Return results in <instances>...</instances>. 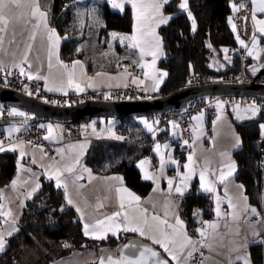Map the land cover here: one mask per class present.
I'll return each instance as SVG.
<instances>
[{
  "label": "crops",
  "instance_id": "crops-1",
  "mask_svg": "<svg viewBox=\"0 0 264 264\" xmlns=\"http://www.w3.org/2000/svg\"><path fill=\"white\" fill-rule=\"evenodd\" d=\"M45 1V3H44ZM100 1H105L109 4L110 8L117 12H122L127 6L130 4H125L123 10L118 8H113L111 0H77L74 4L78 9L81 8L84 10V26L82 28L81 33H77L78 38L80 39V47L79 53L81 56H76L71 60H64L61 56V42L63 41L61 35L56 31L59 39L58 46L52 51L55 53L51 58L52 68L49 70L48 64V45L42 43L40 32H36V38L34 40H30L29 36L31 34V25L27 26L24 29H18V32L22 31V35H17L15 43H10L11 33L4 34L5 39L3 43V51H0V60L3 61V69L4 70H19L18 67H15L14 64H18L23 56V53L28 44H31V50L28 52V62L23 64L22 66L25 69V73H31L33 77L39 75L44 82L45 89L48 93L53 96H63L69 93L74 92H85L90 90H99L103 94H108L111 89L124 87L128 84H140L145 88V98L152 99L159 95V90L163 85L167 73L163 69L159 67V61L163 56V43L162 38L159 34V29L163 25L161 24L156 28V33L160 38L159 41V50L156 51V61L154 67H140L141 63L151 64L152 56H145L143 61L140 59L139 49H132L127 46V41L124 43L120 42L119 37L121 36H131L133 34V30L131 33H124L119 31H110L107 36L103 35V40L109 39V44L113 45L114 53L109 56L111 58L101 57L100 54H91V39L87 36L88 25L90 22L91 14L88 10L89 8L95 9L96 13H98L99 17L101 15L98 12L97 3ZM170 1V0H169ZM120 2V0H117ZM40 7L43 11L47 12V22L50 28H54V25L51 22V11L49 2L47 0H39ZM166 5V4H165ZM164 5V6H165ZM164 6L162 8V13L164 16L168 17L164 12ZM133 11V10H132ZM257 17L264 19V14L257 13ZM134 18V14H133ZM101 19H103L101 17ZM105 24V23H104ZM134 24V23H133ZM105 28V25L102 29ZM116 34V38L114 39L112 34ZM70 35V34H69ZM257 37L261 38L264 35H261L259 32L256 33ZM245 44V43H244ZM253 44V41L252 43ZM107 45V44H106ZM240 46H242L240 44ZM251 45L246 47V57L248 56V49ZM107 47V46H106ZM245 47V46H242ZM261 50V47L259 48ZM155 50V49H154ZM14 53V56L11 55ZM57 56L59 61L62 64L67 65L68 69L71 70L73 68V64L75 61H80L83 65L81 69L80 65L75 66V77L74 84H78L83 91L77 90L76 87H67V73L64 68L61 67V64L57 62ZM248 58V57H247ZM251 62V65L254 62L264 63V54L262 51H256L255 54L248 58ZM31 64V68L28 65ZM127 69V71H125ZM97 73H102L103 75L97 76ZM166 74V75H165ZM24 75V74H23ZM27 77V75H24ZM28 78V77H27ZM89 78H92L91 80ZM35 79V78H33ZM136 81V82H134ZM139 81H143V83H139ZM92 86L89 87L88 85ZM63 85V87H62ZM148 88V89H147ZM49 89H53L49 91ZM61 89V90H56ZM155 89V90H153ZM66 93V94H65ZM106 100V99H102ZM2 104V103H0ZM222 104V103H221ZM217 107V106H216ZM234 108V107H233ZM229 106L225 105V109L217 107V114L215 118L211 121L205 115L195 116L194 122L192 125V137L187 144H185V140H182L181 133L177 136L171 135V130L169 127V122L163 126V128L154 132L156 134L159 131H165V136L169 137L166 141H156L152 145V155H148L142 159H140L136 166L139 169L142 178L144 179L145 173L152 175L158 178V190L153 191V189L157 188V183L154 180H146L153 183L152 191L144 197H141L134 191H132L125 182L124 177L121 174L111 173V174H100L94 171L89 165L86 164V156L87 153L92 146L94 141H101L106 139H115L122 140L124 139V135L118 132V121L104 120L105 122L98 120L96 122H86L80 124L70 123V125H66L65 123H57L52 121H42V126L45 129V137H49V139H45L52 147L55 152L54 156H51L50 153L43 145L34 146L23 140L16 141L14 145L16 146V151H8L14 152L18 156L17 163V173L13 180H17L16 189L12 188V181L9 184L2 185L0 182V190H2L4 199L0 200V203L5 205V208H10L12 210L13 216L8 218V222L4 223V218L0 217V233H3L5 239L4 250L0 251L2 254L7 246L8 240L11 236H13L19 230V223L23 213V210L27 204V202L32 199L35 194L40 191L42 179H49L51 172L47 170V166L53 163V160L59 161L61 160V154L57 151L58 149H64L65 156H76L79 153H82L80 156V165H77L76 173L81 175L83 178L76 182L78 185H83L77 191V187L73 186L71 183V177H69L68 181V193L73 199V204H69L71 207L77 209L79 208L81 211L78 212L80 220L84 226L85 223L92 224L95 223L97 219H104L106 215H111L112 212L119 210L118 200L115 191H109V188L115 189L116 187L123 186L127 188L130 192L134 193L136 196L140 197V205L141 207L147 208L150 213L159 214L163 216L164 213V204L165 201L169 202L170 205L175 206L176 214L179 215L180 219L184 221L185 228L187 230L188 235L193 240L199 239V234L193 236L188 231V227L185 219L181 216V200L182 198L188 194L193 187L196 189H200V180H199V171L200 168L204 166V161L210 160L212 163L210 165V169H215L220 167V162L222 157L221 153H228V158L231 161H234L233 154L234 152L241 146V138L236 130L235 123L231 116L229 115ZM21 110V109H20ZM21 112H25L21 110ZM26 113V112H25ZM28 114V113H27ZM25 114L23 116L17 115L16 118L11 120V122L0 125V134H5L6 136H18L33 126V122H26L31 115ZM198 117L199 119H196ZM219 117V118H218ZM1 121V120H0ZM92 121V120H91ZM145 128L146 120H138ZM151 122L152 130H155L153 124L157 122L155 119ZM52 127L51 134L48 131V126ZM81 126L83 135L81 138L68 141V131L70 128ZM13 127L18 128L19 131L9 132ZM148 129V128H147ZM181 131V128H180ZM119 136V137H118ZM237 139L239 140V146L237 147ZM170 143V146H167V143ZM84 144L86 147L84 149H80L79 147L71 148L72 145H81ZM23 146L25 150V156L20 157V146ZM157 145H159V151H157ZM182 151L184 154H181ZM190 154H194V160L196 161V174L193 176L192 180L189 182L188 188L185 190L184 195L180 196L175 192V185L179 182V177L177 176V171L180 173H184L186 169L183 165L188 163V156ZM161 157H163L164 161V169L161 172ZM33 159H35L36 163H33ZM226 159V158H225ZM183 160V161H182ZM144 161L145 163L141 164ZM171 161H175L176 163H171ZM20 165H23L25 169H30L31 171H20ZM81 165L84 168L91 170V179L87 172H81ZM236 165V163H235ZM35 174V175H33ZM237 175V166L235 172L231 177H229L228 181V195L234 198L240 196V188L238 186L243 185L239 181L236 180ZM112 177H122V182L115 179H107ZM210 179H214V177L209 176ZM168 179L174 180L173 190L169 193L168 190ZM56 184V180L51 179ZM145 180V179H144ZM27 181V183H25ZM39 183L40 188L36 191L31 198H26L24 193L26 191H31V189L35 186V184ZM63 189V188H62ZM205 195L210 196L211 198V206H212V218L206 220L208 222H216L221 227L218 231L223 235L224 242L227 243L229 239H235V225L233 224L231 217L229 216L227 219L218 218L215 213L216 208V195H219L221 198L224 197V185L219 183L216 184V191L214 193L204 192ZM243 195L247 197L245 192V187L243 185ZM248 198V197H247ZM234 203L241 204L240 200L234 199ZM99 204H102V207H98ZM247 204L251 207L257 209L260 213L261 217L262 211L253 206L249 200L247 199ZM155 205V207H153ZM222 211L231 212V209L228 208L227 203L221 204ZM81 213H83V218H81ZM13 218H15V223H12ZM121 219V218H118ZM257 220V217H251L249 223H254ZM169 222H174L173 216L170 213ZM228 224V228H224V225ZM257 228H260L261 225H256ZM13 228L18 229L14 231L11 236H8L7 233L12 231ZM242 232L248 233L250 229L247 225H243ZM128 235L130 237L129 240L133 238L142 239L150 244L152 242L148 239L140 237L137 233L133 232H123L122 230L117 231L116 235H113L112 232L107 233V238L109 237H119L120 235ZM263 236V235H262ZM261 236V237H262ZM93 239L91 236H87ZM156 248L161 250L163 255L168 259L171 264L174 262L168 256L167 253L163 251L159 245H154ZM250 245V244H249ZM199 247V246H197ZM249 246L245 251L249 255ZM225 251V255H219L216 251H210L208 248L200 247L199 251L193 253V257L183 262V264H193L194 258H199V264H228L227 252ZM203 253V256H201ZM234 255V253H232ZM250 257V255H249ZM251 260V259H250ZM98 261V255L93 250L87 251H76L72 253L70 256L66 258L59 259L58 261L53 262L52 264H89L92 262ZM239 264V262H237ZM252 264V261H251Z\"/></svg>",
  "mask_w": 264,
  "mask_h": 264
},
{
  "label": "trees",
  "instance_id": "trees-1",
  "mask_svg": "<svg viewBox=\"0 0 264 264\" xmlns=\"http://www.w3.org/2000/svg\"><path fill=\"white\" fill-rule=\"evenodd\" d=\"M47 1L51 22L63 39L62 58L71 60L81 56L80 39L75 30L79 23L74 4L77 0ZM180 3L181 0H170L164 6V12L170 19L159 29L163 43L159 67L166 71L167 77L159 95L183 89L191 75L220 76L239 68V59L224 54V49L229 46L242 48L237 39L231 0H188V11L181 10ZM98 12L105 23L101 32L103 35L107 36L110 31L132 32L134 18L130 6L117 12L107 2L100 1ZM188 12L193 16L195 30ZM67 33L70 34L69 38H65ZM239 39L241 40L240 37ZM260 42L264 54V36L260 38ZM250 67L249 63L246 68L248 73H251ZM233 107L229 105V114L242 141L233 154L237 166L236 180L244 185L249 202L261 210L264 157L257 150V143L262 136L261 122L264 120V113L260 112L251 121L241 122L235 117ZM92 119L94 118L80 120L74 124L86 123ZM138 120L135 117L118 119V128L124 139L94 141L87 153L86 164L100 174H121L126 185L144 197L152 191L153 183L142 178L136 164L140 159L152 155V145L156 141H166L169 137L165 136V131L154 134L155 130L149 131ZM42 121L33 122V125ZM163 126L164 124L159 129ZM17 163L18 156L14 152H0L2 185L9 184L15 178ZM197 212L199 215H194ZM180 214L188 229H192L190 233L197 235L196 229L201 227L200 222L212 218L210 196L202 191L197 193L196 187H193L181 201ZM129 239L126 234L103 240L87 237L78 212L67 203L64 190L57 188L53 180L43 178L40 191L27 202L23 210L19 230L9 238L6 250L0 254V264H52L76 251L87 250H93L98 255V261L89 264H99L101 256L118 255L117 249ZM248 249L252 264H264L263 244H250Z\"/></svg>",
  "mask_w": 264,
  "mask_h": 264
},
{
  "label": "snow or ice",
  "instance_id": "snow-or-ice-1",
  "mask_svg": "<svg viewBox=\"0 0 264 264\" xmlns=\"http://www.w3.org/2000/svg\"><path fill=\"white\" fill-rule=\"evenodd\" d=\"M251 8V20L253 23L254 31L252 34L253 49L256 48L257 44V35L259 32L261 35H264V19L258 18L257 13L264 14V0H250ZM112 7L123 10L124 5L130 4L134 14V30L131 36H121L119 37L120 42L124 43L127 41V46L132 49H139L140 59L143 61L145 56H152L151 64L141 63L139 66L144 67H154L156 61V51L159 50V41L160 38L156 33V28L161 24H166L170 17H166L162 13V8L165 4L169 3V0H111ZM246 5L240 3L239 5L233 4L232 8L234 12H239L241 9H244ZM181 10L187 11L188 0H181L179 4ZM189 17H191V12H188ZM247 20V17H244ZM231 22V17L229 18ZM31 25V34L29 36L30 40L36 38V32H40L41 41L48 45V59H49V70L52 68L51 58L55 54L52 50L58 46L59 37L55 29L50 28L47 22V12L43 11L40 7L39 0H0V51H3V43L6 33H11L10 43H15L17 35H22V31L18 32V29H24L27 26ZM193 30H195V22L193 21ZM233 30L235 31V25H233ZM113 38H116V34H112ZM242 46L244 44L243 40L239 39ZM155 49V50H154ZM31 50V44H28L23 56L18 64H14L15 67H18L21 74L27 75L28 79H40L39 75L33 77L29 73H25V69L22 66L28 62V52ZM225 51H227L225 49ZM249 55L253 54L252 50H249ZM11 55L14 56V53ZM57 62L61 64V67L65 69L67 73V87H76L77 90L83 91L78 84H74L75 77V66L80 65L81 69L83 65L80 61H75L73 68L68 69L67 65L62 64L59 61L57 56ZM31 68V64L28 65ZM3 70V61L0 60V71ZM127 71V69H125ZM255 71V69H254ZM103 75L102 73H97V76ZM166 75V74H165ZM90 80L92 78H89ZM136 82V81H134ZM143 83V81H139ZM89 87L92 85L89 84ZM63 87V85H62ZM53 89H49L52 91ZM61 90V89H56ZM155 90V89H153ZM31 94V93H29ZM66 94V93H65ZM108 98V97H106ZM218 108H221V104H217ZM248 111H251L253 115L258 111L255 105L249 106ZM2 115V113H0ZM9 115H25L22 112H18L13 109ZM219 118V117H218ZM199 119V118H196ZM148 127V130H152V126L148 124L147 121L144 122ZM173 127H176L174 124ZM261 128L264 129V125H261ZM19 131L18 128L13 127L9 132ZM48 131L51 134L52 127L48 126ZM49 139V137H45ZM188 141H185L187 144ZM237 147L239 146V140L237 139ZM79 147L84 149L86 145H72L71 148ZM3 147V142L0 141V152L5 151ZM11 151H16V146L13 145L9 149ZM61 154V160H53V163L47 166V170L51 172L49 179L56 180V187L63 188L65 193V198L68 204H73V199L68 193V181L71 177V183L73 186L77 187V191L83 185H78L76 182L83 177L76 173L77 165H80V156L82 153L77 154L76 156H65L64 149L57 150ZM157 151H159V145H157ZM25 150L23 146H20V157L25 156ZM222 157L220 162V167L215 169H210L211 161L205 160L204 166L200 168L199 171V180L200 188L204 192L214 193L216 191V184L219 183L224 185V197L221 198L219 195H216V208L215 213L218 218L227 219L229 216L233 224L235 225V239H229L227 243L224 242L223 235L218 231L220 225L216 222L201 221V227L196 229L199 234L198 240H193L187 233V230L178 214H176L175 206L170 205L169 202L165 201L164 204V213L163 216L159 214L150 213L147 208L141 207L140 197L136 196L134 193L130 192L127 188L116 187L115 189L109 188V191H115L119 210L112 212L111 215H106L104 219H97L95 223L84 224V234L86 236H91L96 240H103L107 238V233L112 232L113 235H116L117 231L122 230L123 232H133L137 233L140 237L148 239L154 245H159L165 253L171 258L174 264H183V262L190 260L193 257V253L199 251L200 247L208 248L210 251H216L219 255H225L226 250L228 256V264H251L250 257L245 251L249 244L261 243L264 244V239H261V236L264 235V217H261L260 213L256 208L251 207L247 204V197L243 195V185L238 186L240 188V196L232 197L228 195V184L226 183L233 175L236 169L234 161H231L228 158V153H221ZM226 158V159H225ZM36 163L35 159L32 161ZM145 163L144 161L141 164ZM171 163H176L171 161ZM186 169L184 173L177 171V176L179 177V182L175 185V192L180 196L184 195L185 190L189 186V182L192 180L193 176L196 174V161L194 160V154L188 156V163L183 165ZM161 172L164 169L163 157H161ZM20 171H31L30 169H25L23 165H20ZM81 172H87L91 179V170L84 168L82 165L80 167ZM35 175V174H33ZM209 176L214 177L210 179ZM107 179H115L122 182V177H112ZM145 180H154L157 183V188L153 191L158 190V178L145 173ZM27 183V181H25ZM168 190L169 193L173 190L174 180L168 179ZM17 180L12 181L13 190L16 189ZM40 188L39 183L31 189V191H26L24 193L26 198H31L32 195L38 191ZM4 199L2 190H0V200ZM234 199L240 200L241 204L234 203ZM227 203L228 208L231 209V212L222 211L221 204ZM102 204H99L98 207H102ZM155 207V205H153ZM78 212L81 210L76 209ZM170 213L173 216L174 222H169ZM194 215H199V213H194ZM13 213L10 208H5L3 203H0V217L4 218V223L8 222V218L12 217ZM257 217V220L254 223H249L251 217ZM81 218H83V213H81ZM121 218V219H118ZM12 223H15V218H13ZM247 225L250 229V232L244 233L241 231L242 226ZM256 225H261L260 228H257ZM224 228H228V224L224 225ZM18 229L13 228L12 231L8 232L7 235L11 236L14 231ZM5 239L3 233H0V251L4 250ZM199 246V247H197ZM125 248L131 249L132 251L125 255L123 251L118 257H115L112 254L107 256H101L99 264H169V261L162 258L160 253L155 251L152 247L141 244L139 242H130L124 246ZM234 253V255H232ZM203 256V253H201Z\"/></svg>",
  "mask_w": 264,
  "mask_h": 264
},
{
  "label": "built area",
  "instance_id": "built-area-1",
  "mask_svg": "<svg viewBox=\"0 0 264 264\" xmlns=\"http://www.w3.org/2000/svg\"><path fill=\"white\" fill-rule=\"evenodd\" d=\"M232 5L244 3L246 7L239 12H233L235 25L238 36L244 41L245 45H251L252 34L254 31L253 23L251 20V2L250 0H231ZM247 17V20L244 19ZM225 49L227 51H225ZM224 49V54L230 58L239 59V68L235 71L225 73L223 75H202L194 74L187 78L184 88L194 87L207 84H224V85H248L250 83L264 85V75L257 76L254 73H248L246 68L251 62L246 57V47L229 46ZM0 87L8 88L14 91L22 92L26 95L32 96L39 100L52 103L58 106H74L76 104L91 101L102 100L108 101H124L136 100L145 98V88L140 84H128L124 87L113 88L108 94H103L99 90H90L85 92H74L63 96H53L45 89L44 82L40 79H28L18 70H2L0 71ZM31 93V94H29ZM108 97V98H106ZM47 99V100H46ZM54 102H57L55 104ZM222 103L225 105L234 106L239 103L245 106L255 105L260 112L264 113V96H250V95H227V96H210L203 97L190 102L183 110H172L160 115L155 116L158 122L153 124L155 131L159 130L162 124H167L170 120H174L181 128V138L185 141H190L192 138V125L193 118L198 115H205L210 121L215 118L217 114V104ZM15 109L18 112L21 110L17 107L0 104V120L9 121L16 118L17 115H9ZM153 117V118H155ZM83 135L82 127L77 126L70 128L68 131V141H73L81 138ZM24 140L31 145H43L51 156L55 155L51 145L45 140V129L42 123L31 126L25 132L18 136H6L0 134V141L3 142V147L6 149L3 152H8L11 146L16 141ZM257 150L264 157V136L262 135L257 143ZM181 154H184L182 151ZM197 193H201L197 189ZM183 199V198H182ZM182 201V200H181ZM192 232V229H188ZM198 257L195 258L197 262Z\"/></svg>",
  "mask_w": 264,
  "mask_h": 264
},
{
  "label": "water",
  "instance_id": "water-1",
  "mask_svg": "<svg viewBox=\"0 0 264 264\" xmlns=\"http://www.w3.org/2000/svg\"><path fill=\"white\" fill-rule=\"evenodd\" d=\"M250 71L257 76L264 75V63L253 64L250 67ZM222 95L264 96V85L255 83H250L246 86L207 84L186 87L175 93L156 96L152 99L142 98L124 101L91 100L67 107L54 105L52 103L26 95L22 92L0 87V103L17 107L30 114L31 117L26 120V122H37L44 120L65 124L75 123L80 120H88L95 117H109L117 119L126 117H155L172 110H183L190 102L199 98ZM247 109H249V106H244L238 103L235 104L233 108L235 117L241 122H247L258 117L260 114L258 108V111L255 113V115H253L252 112L248 111ZM9 122H11V120L0 121V125ZM261 211L264 217V172ZM130 242L146 244L152 247L155 251L159 252L162 258L168 260L160 250L142 239L133 238L126 244H129ZM131 251V249L123 247V253L125 255L129 254ZM119 255L120 253L114 256L118 257ZM169 264L171 263L169 262Z\"/></svg>",
  "mask_w": 264,
  "mask_h": 264
},
{
  "label": "rangeland",
  "instance_id": "rangeland-1",
  "mask_svg": "<svg viewBox=\"0 0 264 264\" xmlns=\"http://www.w3.org/2000/svg\"><path fill=\"white\" fill-rule=\"evenodd\" d=\"M44 3H45V1H44ZM97 6H98V3H97ZM79 11H78V18H79V23H78V25H77V27H76V31H77V33H81V31H82V28H83V26H84V18H85V16H84V10L83 9H81V8H79L78 9ZM89 11H90V14H91V19H90V22H89V24H88V32H87V36L86 37H90L89 39H91L90 41H91V49H90V52H91V54L93 55V57H94V54H100V55H102L101 57H104L105 59L106 58H108L109 56H111V55H113V53L115 52L114 51V49L112 48L113 47V45L112 44H110V45H108L109 44V39L107 40V39H105V40H103V34L101 33L102 32V27L105 25L104 24V21H103V19H101V17H99V15H98V13H96V10L95 9H88ZM115 11V10H114ZM187 11H188V9H187ZM191 19H192V21H193V16L191 15V17H190ZM235 32H236V30H235ZM70 37V35L67 33L66 35H65V38H69ZM107 44V45H106ZM107 46V47H106ZM248 46V44H246V47ZM253 44H251V46L249 47V49H248V52H249V50H252L253 51V54L252 55H249L248 54V58H250V57H252L254 54H255V52L256 51H262V50H260L259 48L261 47V42H260V38L259 37H257V44H256V48L255 49H253ZM109 58H111V57H109ZM217 64V63H216ZM148 89V88H147ZM47 100V99H46ZM55 104H57V102H54ZM219 104H221V103H219ZM222 105V107L221 108H223V109H225V104H221ZM24 114H27V113H25V112H23ZM28 115V114H27ZM230 115V114H229ZM195 118V117H194ZM194 118H193V122H194ZM196 118H198V117H196ZM106 119H109V120H114V121H118V119L117 118H109V117H95L94 119H92V121L90 120L89 122H96V121H98V120H101V121H103V122H105L104 120H106ZM139 120H146L147 122H148V124L149 125H151V122L149 121V119H147V118H145V117H140V118H138ZM152 121H154V119L158 122V119L155 117V118H150ZM176 125V127H173V125ZM261 125H264V120L261 122ZM147 127V126H146ZM169 127H170V130H171V135L172 136H177L178 134H179V132L181 133V131H180V126L177 124V122L176 121H174V120H170L169 121ZM148 128V127H147ZM118 129V132H120L119 130V128H117ZM261 130H262V135L264 136V129H262L261 128ZM121 134V133H120ZM119 137V136H118ZM193 138V137H192ZM24 141V140H23ZM26 142V141H25ZM34 146H38V145H34ZM167 146H170V143L168 142L167 143ZM191 234V233H190ZM263 237V236H262ZM123 247L124 246H120L117 250H118V253H120L121 254V252L123 251ZM193 261H196L195 260V258H194V260ZM193 264H199V258L197 259V262L195 263V262H193Z\"/></svg>",
  "mask_w": 264,
  "mask_h": 264
}]
</instances>
